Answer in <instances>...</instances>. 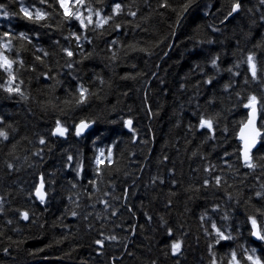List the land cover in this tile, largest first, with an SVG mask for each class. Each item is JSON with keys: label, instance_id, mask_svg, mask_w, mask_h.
I'll use <instances>...</instances> for the list:
<instances>
[{"label": "trees", "instance_id": "trees-1", "mask_svg": "<svg viewBox=\"0 0 264 264\" xmlns=\"http://www.w3.org/2000/svg\"><path fill=\"white\" fill-rule=\"evenodd\" d=\"M0 5V264H264V0H83L91 24Z\"/></svg>", "mask_w": 264, "mask_h": 264}, {"label": "snow or ice", "instance_id": "snow-or-ice-1", "mask_svg": "<svg viewBox=\"0 0 264 264\" xmlns=\"http://www.w3.org/2000/svg\"><path fill=\"white\" fill-rule=\"evenodd\" d=\"M44 2H45V0H41V3H44ZM59 2H60L61 7H64L65 8V15L66 16L75 15L74 13H69L68 12L67 7L65 6V0H59ZM79 2L82 4L83 3V0H79ZM21 4L23 5V0H21ZM240 6L241 5L239 4V2L235 3L233 5L232 12H230L228 15L231 16L233 13H235L240 8ZM2 8H3V5H0V9H2ZM120 8H121V6L119 4H116V6L114 8V13L117 12V11H119ZM20 11L29 20H33L34 19L36 21H40V20H43L45 18V15H46L45 13L41 12L39 9H36L35 12L33 13V11H30L28 8L23 7V6L21 7ZM2 14L5 17H7L9 15L7 12H3ZM91 14H92L91 11H89L88 24H91L92 23V20L90 19ZM131 15L135 16L136 13L133 12V13H131ZM96 16L99 17L100 16V13L99 12H96ZM76 18L77 19H80V23H81V25L83 27H86L87 26V25L84 24V20L81 19L79 16H77ZM107 19H110V18H105L103 20H100L97 23V26L99 27L102 23H105L107 21ZM226 19H227V17H226ZM117 27H119V26H117ZM8 35H9V33H4V36L5 37H7ZM20 35H21V37H24V34L23 33H21ZM73 35H75V33H73ZM24 38H27V37H24ZM76 39L79 40V36H77ZM5 47H7V45H5ZM65 51L67 52V55L68 56H72L73 55V53L71 51H68L67 49H65ZM0 56L3 57L5 64H7V65L10 66L11 62L8 61L7 57L6 56H3L2 53H0ZM253 61H254V57L252 55H250L248 57V62L250 64L251 68H252L253 78H255L256 77V68H255V64L253 63ZM213 64H215V61H213ZM6 90L9 91V92H12V91H17L18 92L19 91V86H17L15 89L9 87ZM83 91L84 90H82V97H83ZM256 99L257 98L255 96L250 97L249 104L245 105V107H251L253 109V111L250 113V119H249V122H248L249 124H252L253 123V117H254L255 111H256V109H255ZM80 102H83V99ZM125 126L131 128V120H126L125 121ZM88 127H89V124L88 123L81 122V124L77 126L76 135L79 136ZM200 127H208L209 129H211L212 128V123H211L210 120L201 119V121H200ZM66 133H67V129L66 128H63L60 125V122L57 121V127H56L55 131L53 132V135L64 136V135H66ZM255 135L256 136H260V132L259 131H256L255 132ZM0 136H5V138H6V133L0 131ZM255 142H256L255 141V138H253L252 145H254ZM41 143H44V141L41 140ZM252 145H249V144L246 143V146H245V161L246 162L249 160L248 151H249V149L251 148ZM103 154H104V150L101 149L100 150V155L103 156ZM110 156H111V150L109 149V157ZM71 159H72V157H69V160H71ZM108 162L111 163V159L110 158H109V161ZM102 163H104V161L101 160L100 157L98 156L97 157V164L99 165V164H102ZM248 166L249 167H253L254 165H252V164L249 163ZM9 167H11V165H9ZM217 182H219V178H217ZM37 195L40 198L41 202H43L44 201V195L45 194L41 191L40 188L37 189ZM257 195H260V193H257ZM72 214L74 216L76 215L75 212H73ZM23 217L25 219H27L28 218V214L27 213H23ZM252 223H253V226L255 227V225H256L255 219L252 220ZM213 227L215 228V225H213ZM217 232L220 235L221 239H230V237H225L223 235V233H220L219 232V229H217ZM254 234L259 235L258 233H254ZM259 238L261 240H264V235H259ZM111 239H115V237H111ZM97 244H102V241H97ZM179 249H180V244L178 242L177 243H174L172 245V251L174 253L178 252ZM232 259H233V261L236 260V253L235 252L232 253ZM248 259L250 261H252L253 264H260V261H259L258 258L253 259V256H248Z\"/></svg>", "mask_w": 264, "mask_h": 264}, {"label": "water", "instance_id": "water-1", "mask_svg": "<svg viewBox=\"0 0 264 264\" xmlns=\"http://www.w3.org/2000/svg\"><path fill=\"white\" fill-rule=\"evenodd\" d=\"M255 109H256V111H255V115L253 117V123L252 124L248 123L249 119H250V113L253 111V109L250 107L249 110H248V114H247V118H246L245 122L239 127V129L237 131V137L240 140V145H241V149H240L241 160H242L243 163L250 162L251 153L257 148V146L259 145V142H260V136H256L255 135L256 131H259L260 134H261V130H260L259 126H258V107H257V103H255ZM80 124L81 123H78L75 126V133L77 131V126L80 125ZM55 129L53 130V132L55 131ZM253 138H255V141H256L254 145H252ZM246 143L249 144V145H252L251 148L248 151L249 160L247 162L245 161V146H246ZM41 191H42V189H41ZM44 199H45V196H44ZM254 233H258L260 235L259 226H258L257 223H256L255 227L253 226V235L255 237L259 238V235H256Z\"/></svg>", "mask_w": 264, "mask_h": 264}, {"label": "rangeland", "instance_id": "rangeland-1", "mask_svg": "<svg viewBox=\"0 0 264 264\" xmlns=\"http://www.w3.org/2000/svg\"><path fill=\"white\" fill-rule=\"evenodd\" d=\"M65 6L68 11H73L75 14L81 16L82 14L89 16V11H85L81 7L79 0H65Z\"/></svg>", "mask_w": 264, "mask_h": 264}, {"label": "bare ground", "instance_id": "bare-ground-1", "mask_svg": "<svg viewBox=\"0 0 264 264\" xmlns=\"http://www.w3.org/2000/svg\"><path fill=\"white\" fill-rule=\"evenodd\" d=\"M257 103V102H256Z\"/></svg>", "mask_w": 264, "mask_h": 264}]
</instances>
